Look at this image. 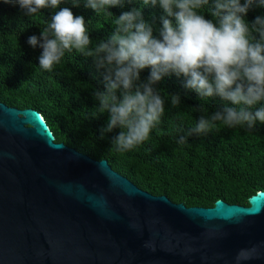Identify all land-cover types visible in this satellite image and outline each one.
<instances>
[{"label":"water","instance_id":"obj_1","mask_svg":"<svg viewBox=\"0 0 264 264\" xmlns=\"http://www.w3.org/2000/svg\"><path fill=\"white\" fill-rule=\"evenodd\" d=\"M187 207L0 102V264H264V191Z\"/></svg>","mask_w":264,"mask_h":264},{"label":"clouds","instance_id":"obj_2","mask_svg":"<svg viewBox=\"0 0 264 264\" xmlns=\"http://www.w3.org/2000/svg\"><path fill=\"white\" fill-rule=\"evenodd\" d=\"M18 6L25 17L50 10L40 35L27 44L41 49L39 68L52 72L66 53L79 52L92 61V78L99 87L91 95L94 118L107 114L98 129L103 139L115 130L118 152L134 150L161 124L166 104L182 105L180 93L159 87L175 76L200 101L192 108L195 123L181 129L176 143L207 135L219 125L253 130L264 124V11L251 21L249 12L264 10V0H0ZM81 5L113 19L104 38H90L92 20L74 15ZM131 5H139L131 6ZM131 6V7H128ZM121 11L115 16L110 9ZM158 9L145 17V8ZM147 77H142L145 70Z\"/></svg>","mask_w":264,"mask_h":264},{"label":"trees","instance_id":"obj_3","mask_svg":"<svg viewBox=\"0 0 264 264\" xmlns=\"http://www.w3.org/2000/svg\"><path fill=\"white\" fill-rule=\"evenodd\" d=\"M128 7L110 11L119 16ZM43 11V15L25 17L18 6L0 3V102L38 111L56 142L94 160H107L113 170L143 191L166 196L176 204L212 208L223 200L248 206L251 196L264 191V124L258 123L253 130L219 125L207 135L190 137L187 144L176 143L180 130L192 127L199 116L192 108L204 103L211 111L218 102V98L200 101L195 92L183 88L182 78H165L159 85L170 94L180 93L182 105L172 108L166 104L161 124L147 141L134 150L118 152L111 142L118 130L101 139L98 129L107 114L94 118L91 93L100 85L92 78L91 59L75 51L66 53L52 72H46L39 68L41 49L27 44L29 36H39L46 26L50 10ZM72 11L92 20L93 40L112 31L111 17H95L82 5ZM261 11L249 12V21ZM153 12L160 14L158 9L145 8V17ZM148 73L146 69L141 75L147 77Z\"/></svg>","mask_w":264,"mask_h":264}]
</instances>
